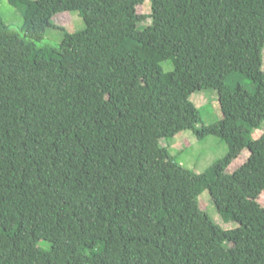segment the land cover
Listing matches in <instances>:
<instances>
[{
	"label": "trees",
	"instance_id": "1",
	"mask_svg": "<svg viewBox=\"0 0 264 264\" xmlns=\"http://www.w3.org/2000/svg\"><path fill=\"white\" fill-rule=\"evenodd\" d=\"M7 1L24 25L0 15V264H264V206L226 174L247 150L234 175L264 191V0ZM202 91L222 118L199 127ZM184 132L229 152L192 173L162 145Z\"/></svg>",
	"mask_w": 264,
	"mask_h": 264
},
{
	"label": "rangeland",
	"instance_id": "2",
	"mask_svg": "<svg viewBox=\"0 0 264 264\" xmlns=\"http://www.w3.org/2000/svg\"><path fill=\"white\" fill-rule=\"evenodd\" d=\"M150 8V0H147V3L138 8V13L148 15L150 13ZM0 15L5 24L14 31L21 29L24 25L21 10L11 6L7 0L0 1ZM56 22L61 25L67 33L79 32L86 28L83 19L76 11L58 14L56 16ZM63 38V32L55 29H48L41 45L56 47L61 44ZM163 68L165 71L170 70L168 63L163 64ZM215 98L214 96L210 100L209 93L206 91L197 92L189 96V100L193 102L200 111L201 124H199V127L202 125L209 126L222 118L219 104L216 102ZM263 132L264 121L260 129L253 134V137L255 139L259 138ZM162 145L169 150V153L177 163L195 174H203L216 162L222 160L229 152L228 143L223 139L213 135H208L200 139L189 132H184L176 137L163 140ZM248 156L249 152L245 150L243 154L228 167L226 174L230 177L229 183L237 192L248 196L251 200L264 206V191L254 188L249 183H246L234 175L235 171L246 162ZM217 189L218 188H216V190ZM201 203L203 209L216 224L225 230L236 228V224H226L222 221L212 203L209 190H206L202 194Z\"/></svg>",
	"mask_w": 264,
	"mask_h": 264
}]
</instances>
